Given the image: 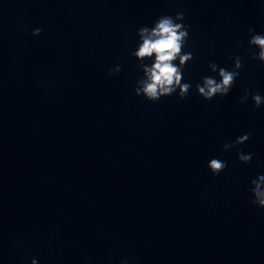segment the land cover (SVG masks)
<instances>
[{
    "label": "clouds",
    "instance_id": "9594fccd",
    "mask_svg": "<svg viewBox=\"0 0 264 264\" xmlns=\"http://www.w3.org/2000/svg\"><path fill=\"white\" fill-rule=\"evenodd\" d=\"M183 20L182 12H177L174 17L161 15L153 21L152 27L143 26L137 30L139 43L135 51L131 53L139 62V67L143 72V77L136 82L133 89L137 96H142L152 103L174 93L181 100L188 96L192 89V83L183 81V73L186 64L194 57L191 52L183 51L189 39V26L182 23ZM248 31L250 34L248 50L250 51L251 48L258 50L251 53V58L264 64V34L255 33L252 28ZM41 32L42 29L36 28L32 31V35L38 36ZM237 47L239 48L241 45L238 43ZM229 59L233 61L231 71L219 67L215 62H209V69L218 74L219 80L212 76H205L200 83L195 85L198 95L205 101H211L216 96H226L235 84L240 75L239 70L243 67L242 59L235 55H230ZM146 60H151V64L145 63ZM120 71L121 68L117 65L109 69V74L115 75ZM249 96H251L254 109L264 104V97L249 90H245L243 96L240 97V103H246ZM251 135L252 133L249 131L237 137L235 141L224 144L223 150L227 151L245 143ZM237 157L241 163L249 164L253 154H244L242 151H238ZM207 167L213 176H218L226 169L227 162L213 158L208 162ZM251 185L250 191L253 196L251 203L264 209V175H258L251 181ZM31 264H37V260L33 259ZM124 264L127 262L125 261Z\"/></svg>",
    "mask_w": 264,
    "mask_h": 264
}]
</instances>
